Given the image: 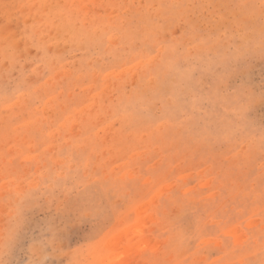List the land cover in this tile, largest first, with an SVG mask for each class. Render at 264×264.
Instances as JSON below:
<instances>
[{
	"label": "rangeland",
	"instance_id": "1",
	"mask_svg": "<svg viewBox=\"0 0 264 264\" xmlns=\"http://www.w3.org/2000/svg\"><path fill=\"white\" fill-rule=\"evenodd\" d=\"M0 264H264V0H0Z\"/></svg>",
	"mask_w": 264,
	"mask_h": 264
}]
</instances>
